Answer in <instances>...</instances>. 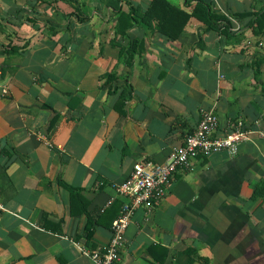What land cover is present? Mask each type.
<instances>
[{
  "label": "crops",
  "instance_id": "0c3cea01",
  "mask_svg": "<svg viewBox=\"0 0 264 264\" xmlns=\"http://www.w3.org/2000/svg\"><path fill=\"white\" fill-rule=\"evenodd\" d=\"M152 1L0 0V264H96L116 186L207 109L250 139L177 169L114 264H264V0H216L228 30L190 16L174 39Z\"/></svg>",
  "mask_w": 264,
  "mask_h": 264
},
{
  "label": "built area",
  "instance_id": "2783aa9c",
  "mask_svg": "<svg viewBox=\"0 0 264 264\" xmlns=\"http://www.w3.org/2000/svg\"><path fill=\"white\" fill-rule=\"evenodd\" d=\"M213 8L216 0H209ZM231 18V16L229 17ZM236 23V19L231 18ZM237 29L238 26H232ZM2 92H6L3 89ZM219 120L212 109L201 113L194 130L187 134L183 144L174 146L163 162L150 159L133 164L128 177L116 186L117 191L126 197L119 214L112 220L111 236L103 252L93 254L96 264H114L120 259L124 243V233L138 207L151 210L164 197L173 174L179 168L192 165L194 159L214 152L225 151L230 155L238 152L241 142L250 139L251 129L244 126L241 118H233L229 129L218 134Z\"/></svg>",
  "mask_w": 264,
  "mask_h": 264
},
{
  "label": "trees",
  "instance_id": "16d2710c",
  "mask_svg": "<svg viewBox=\"0 0 264 264\" xmlns=\"http://www.w3.org/2000/svg\"><path fill=\"white\" fill-rule=\"evenodd\" d=\"M146 13L156 20V30L170 39H174L179 35L190 16H196L209 26L223 30H228L231 26L229 19L217 13L209 0H199L190 14L171 5L168 0H153ZM244 15L246 13L239 14V18ZM179 18L177 24L176 19Z\"/></svg>",
  "mask_w": 264,
  "mask_h": 264
}]
</instances>
